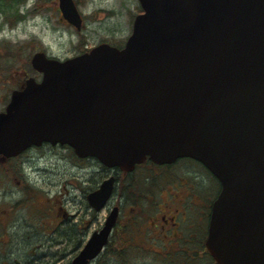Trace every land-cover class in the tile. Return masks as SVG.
Wrapping results in <instances>:
<instances>
[{"label":"water","instance_id":"water-1","mask_svg":"<svg viewBox=\"0 0 264 264\" xmlns=\"http://www.w3.org/2000/svg\"><path fill=\"white\" fill-rule=\"evenodd\" d=\"M123 47L102 42L64 60L37 51L42 73L0 111V154L43 142L131 170L149 157L201 161L219 180L206 246L219 264H264V0H139ZM80 27L74 0H60ZM113 178L91 191L101 209ZM119 207L72 258L89 264Z\"/></svg>","mask_w":264,"mask_h":264},{"label":"rangeland","instance_id":"rangeland-1","mask_svg":"<svg viewBox=\"0 0 264 264\" xmlns=\"http://www.w3.org/2000/svg\"><path fill=\"white\" fill-rule=\"evenodd\" d=\"M79 1L80 11L85 17V27L77 31L61 21L58 10L54 7V0H24L18 4V10L14 8L0 12V111L8 102L11 90L16 88L20 80H25L26 74L40 78V74L31 66V57L36 51L66 59L102 42L124 46L131 34L134 16L139 12V1ZM56 155L44 153L40 158L35 157L32 160L0 159V207L6 208L13 205L14 201L26 197L28 191L17 182L19 179L36 189L32 197L15 206L16 211L12 215L15 222L11 227L13 234L17 232L15 242L10 244L7 240L8 243L4 244L0 239V264H71L72 255L83 246L95 229L102 226L107 215L106 208L90 213L92 208L87 205L86 194L106 176L105 170L94 159L76 161L77 157L69 147H62ZM74 162H77V166H74ZM180 165L188 170L186 175L193 179V183L198 184L202 178L207 181L206 175H196L200 165L194 160H182ZM23 168L29 178L23 173ZM15 172L17 175H13ZM197 188L203 192L202 195L207 189L208 194L193 205L192 214L197 209L207 210L208 213V204L218 191V183L212 181L210 186L197 185ZM57 196L62 198L63 205L71 214L72 224H77V218L80 216L88 219L89 223L82 228L80 236L78 231L75 235L71 233L72 240H67L68 225L60 229L55 228L53 233L45 235L43 227L40 223L37 224L45 215H42L40 210L42 202ZM31 211H36V214H31ZM77 211L81 214L77 215ZM199 215L198 213L196 216ZM28 224L34 227V234L30 238H24L21 236L24 227L20 225ZM69 229L72 230L71 227ZM151 241L143 244L147 250H133L135 264H182V260L184 264H212V259L208 257L194 258L191 254L183 255V251L178 254L166 253L169 252L168 249L161 248L156 239ZM190 259L196 260L190 262ZM90 264L118 263L102 253Z\"/></svg>","mask_w":264,"mask_h":264},{"label":"flooded vegetation","instance_id":"flooded-vegetation-1","mask_svg":"<svg viewBox=\"0 0 264 264\" xmlns=\"http://www.w3.org/2000/svg\"><path fill=\"white\" fill-rule=\"evenodd\" d=\"M75 2L80 7V1L75 0ZM54 7L58 10L61 21L66 26L74 28V30L77 31V27H73L62 17L59 8V0H54ZM94 13L96 14L97 12ZM81 15L83 17V23L80 30H83L85 27V17L82 12ZM62 147L64 146L61 144L45 142L41 145L29 147L14 158H3L0 156V159L2 161L20 158L32 160L35 157L40 158L44 153L57 156L56 152L59 154V149ZM88 159L89 158H76V161ZM198 164L200 168L196 171V175L201 173L207 176V181L205 178H202L198 184L197 182L193 183V179L188 178L186 175L188 170L181 168L183 166L180 165L179 160L171 163H156L151 159H146L135 165L131 171H125L119 167H106L100 165L101 168L105 170L104 176L106 175L103 177L102 181L107 177H113V191L105 207L106 211L109 213L114 207H119V215L116 223L111 229L109 241L114 240L118 242V240H123L125 238L128 240L129 235H131L132 239L142 244L151 241V239H156L161 244V248L168 249L169 252L166 253H178L179 251H183L186 254L191 253V256L194 258L208 257L211 259L205 247V238L207 235L213 199L209 202L210 205L208 204V213L207 210L197 209V211L192 214V208L194 204H197L199 200L202 199V196L206 198L208 194V190L206 189L204 195H202L203 192L197 188V185L210 186L211 182L214 181L218 183L219 191L220 183L203 164L200 162H198ZM75 165L77 166V162H74V166ZM13 175H17L16 172ZM17 182L22 187L24 186L25 182L23 180L19 179ZM98 185H96V187H98ZM33 195L34 194H32V196ZM63 197L64 195L62 198ZM62 198L57 196L55 199L47 198L42 202L40 210L42 215H45L37 224L40 223V226L43 227L42 231L45 235L47 233H53L55 228L60 229L66 225H68L67 227L72 226L70 222L71 214H69L63 205ZM13 208L14 207L11 206V208L0 210V212L3 213L2 217H0V228H6L9 233H11V227L15 222L12 219V215L16 210ZM30 213L35 215L36 211H31ZM90 213H94V210L90 209ZM198 213L200 215L196 216ZM78 214H81V212L77 211V215ZM6 218H10V221H7ZM88 223V219L84 217L80 216L77 218V231L79 236L82 228ZM28 225H20L24 227L21 234L24 238H30V236L34 234V227H30V224ZM5 232L6 231H4V233ZM204 232H206L205 235ZM14 233L16 237L17 232ZM76 233L77 232H75V234ZM149 237L151 239H148ZM78 241H80V238H78ZM192 260L190 259L189 261L192 262ZM211 262L212 264H217L213 259Z\"/></svg>","mask_w":264,"mask_h":264},{"label":"trees","instance_id":"trees-1","mask_svg":"<svg viewBox=\"0 0 264 264\" xmlns=\"http://www.w3.org/2000/svg\"><path fill=\"white\" fill-rule=\"evenodd\" d=\"M23 2H24V0H0V12H7L8 10H12L14 8H16V10H18L17 9L18 4L23 3ZM21 84H23V80H20L19 83L17 84V86H19ZM23 189H25V190L27 189L28 193L26 194V197H24L23 199L15 201L13 203V205H11L12 207H14L13 209H15V210H16L15 206L17 204H20L21 202L28 200L30 197H32V194H34L36 192V189L33 188L32 186H30L28 183H24ZM11 206H7L6 208L0 207V210L8 209L9 207L11 208ZM2 214L3 213L0 212V217H2ZM6 220L10 221V218H6ZM11 221H12V219H11ZM69 227H71L72 230H70ZM69 227H67V232H68L67 240L71 239L70 236L72 234L75 235V232H77V224H72V226H69ZM4 231H6V232L4 233ZM0 232H2L4 235L5 234L8 235V230L6 228L5 229L0 228ZM10 236H11V241H12V235H10ZM0 239L2 240L1 242H3L4 244L8 243L7 239L5 240L4 237L1 236ZM11 241H10V243H11ZM142 246H143L142 243L140 244V242L132 239L131 235H129L128 240L126 238L123 240H118V242H115L114 240H112V241L110 240L107 243V245L103 251V254H106V256H108L112 260L113 259L116 260L118 264H135L134 257L132 256L133 250L134 249L139 250L140 248H142Z\"/></svg>","mask_w":264,"mask_h":264}]
</instances>
